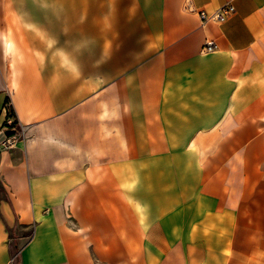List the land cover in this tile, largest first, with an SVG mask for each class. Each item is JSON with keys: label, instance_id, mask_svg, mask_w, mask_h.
Segmentation results:
<instances>
[{"label": "crops", "instance_id": "crops-1", "mask_svg": "<svg viewBox=\"0 0 264 264\" xmlns=\"http://www.w3.org/2000/svg\"><path fill=\"white\" fill-rule=\"evenodd\" d=\"M138 3L151 52L125 26L59 78L0 29V123L8 102L25 126L0 151V264H264V0Z\"/></svg>", "mask_w": 264, "mask_h": 264}, {"label": "rangeland", "instance_id": "rangeland-1", "mask_svg": "<svg viewBox=\"0 0 264 264\" xmlns=\"http://www.w3.org/2000/svg\"><path fill=\"white\" fill-rule=\"evenodd\" d=\"M141 20L138 0H0V29L10 50L21 54L26 68L35 61L43 73L57 78L67 73V63L87 62L95 40L104 61L109 41L123 37L127 27L135 30ZM139 31L131 36L133 47L143 43L151 52Z\"/></svg>", "mask_w": 264, "mask_h": 264}, {"label": "built area", "instance_id": "built-area-1", "mask_svg": "<svg viewBox=\"0 0 264 264\" xmlns=\"http://www.w3.org/2000/svg\"><path fill=\"white\" fill-rule=\"evenodd\" d=\"M234 12L230 4L218 6L212 11L199 10L197 12L201 24L209 21L222 22ZM215 49V45L210 41H203L200 46V52L207 53ZM1 112L5 113L4 120L0 123V151L11 150L16 144L24 139L25 126L13 114L10 104L3 105ZM9 264H13V258Z\"/></svg>", "mask_w": 264, "mask_h": 264}]
</instances>
